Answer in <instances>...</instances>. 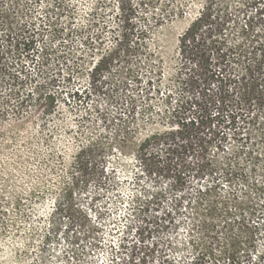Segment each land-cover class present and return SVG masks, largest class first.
<instances>
[{
    "label": "rangeland",
    "instance_id": "1",
    "mask_svg": "<svg viewBox=\"0 0 264 264\" xmlns=\"http://www.w3.org/2000/svg\"><path fill=\"white\" fill-rule=\"evenodd\" d=\"M19 2L23 13L15 21L28 23L34 31L44 29V39L58 53L75 57L86 49L92 56L87 58L90 68L106 49H125L131 56L128 63L114 67L107 89L90 83L87 69L72 72L63 61L59 66L50 61L39 74L31 59L35 53L15 58L18 65L0 72V109H9L17 100L12 95L5 103L9 88L34 96L22 117L11 116V110L0 115V201L7 210L0 216L11 223L0 234V264H167L165 257L171 264H191L201 242L218 253L224 242L222 227L203 237L194 230L190 207L184 204L173 213L167 227L160 218L162 209L171 208L172 180L184 179L191 189L203 164L215 167L217 178L230 168L233 180L220 181L214 204L231 212V219L248 221L250 229L241 233L249 231L254 242L240 264H264V192L247 188L255 181L264 187V112L261 108L263 116L246 123L230 121L226 114L214 117L217 98L197 84L188 85L178 63L179 36L202 0ZM221 17L222 34L235 45L229 54L234 62L227 68L236 71L245 64V50L264 45V0H223ZM55 28L62 32L53 38ZM136 42L140 47L129 48ZM35 44L42 45L39 37ZM5 58L12 61L9 54ZM227 98L236 104L233 95ZM128 101L133 102L131 112H119ZM190 119L203 121L197 133L187 132ZM154 131L185 136L189 148L177 160L172 154L161 155V162L169 161V170L148 176L137 145ZM199 137L209 143L202 146ZM89 143L94 144L91 152L85 148ZM90 154L103 161L107 189L98 188L94 179L85 184ZM208 180L206 174L197 186ZM145 190L166 197L161 208L151 207L142 215L139 206L133 210L130 204L133 197H144ZM96 194L100 197L93 201ZM80 211L86 213L85 226H72L70 214ZM93 226L87 237L72 243L73 231ZM232 232L240 234L235 228ZM208 264L227 261L209 259Z\"/></svg>",
    "mask_w": 264,
    "mask_h": 264
},
{
    "label": "trees",
    "instance_id": "2",
    "mask_svg": "<svg viewBox=\"0 0 264 264\" xmlns=\"http://www.w3.org/2000/svg\"><path fill=\"white\" fill-rule=\"evenodd\" d=\"M188 1V0H186ZM27 2V1H26ZM120 7V6H119ZM223 7V0H202L201 8L198 14L189 24V26L180 34L178 39V63L180 67L185 70V80L188 85H199L203 92H210L209 95L215 96L218 103L216 110L213 112L214 117L221 115L222 117L227 115L230 121H236L240 119L244 123L256 120L258 115L263 116L259 110L262 108L264 112V45H260V48L256 50H245L243 54L244 65L239 70L228 69L227 63H230V53H233L235 45L230 46L222 31L224 30V21L221 17V11ZM178 12H183V9H179ZM19 13H23V8L20 5L19 0H0V72L12 68L15 64L18 65L16 59H20L23 54L36 61L34 66L39 70V74H42L44 67L50 62H56V66H59L61 62H65L69 66V70L79 73L86 69L90 72V83L93 85L100 83L101 88L107 86L109 83V76L112 75V71H115V66L123 63H128L131 53L128 50H121L118 52V48L106 49L94 62V65L90 68L87 66V58L90 54L86 49H83L79 55L66 56L63 53H58L57 48L52 47L46 39V35H43L44 29H37L34 31L29 24H18L15 21L16 16ZM116 16H118L116 14ZM62 32L59 29H53L51 36L53 38L58 37ZM36 37L40 38L42 45L36 46ZM144 41V40H143ZM136 46H129V48L136 49L140 47V42L135 43ZM134 44V45H135ZM85 45V40L82 43ZM35 53V54H34ZM94 53V52H93ZM8 54L12 61H6L5 56ZM92 57V56H90ZM71 61V66L69 62ZM116 71L118 69L116 68ZM212 85L215 86V90L212 89ZM110 88V87H106ZM15 95V104L8 105L9 109L2 107L0 109V115L7 116L9 110L12 111L11 116L22 117L24 114V108L30 106V102L34 96L31 91L27 93H18L9 88V93L5 95L12 100L11 96ZM233 95L235 97L236 104L229 103L227 96ZM46 100V98H45ZM46 104V103H45ZM133 102H127V108L124 111L119 112H131ZM205 108L210 111V107L206 104ZM254 111L253 110H256ZM117 113L116 119L120 116ZM47 115V113H44ZM203 121L194 122L192 119L187 123V132L197 133L199 127ZM185 136H179L174 132H160L154 131L146 134L140 139L137 145V152L140 162L144 165V171L148 176L153 174L162 175L170 168L169 161H160L161 155L169 154L174 155L176 160L181 157L189 148L187 142L184 139ZM200 144L202 146L209 143L206 138L199 137ZM93 143H89L85 148L91 152ZM243 153V152H241ZM238 153L237 155L239 156ZM253 151L251 152V154ZM157 156L158 159H153V156ZM237 155L235 157H237ZM251 159L257 160V156H252ZM21 160V157H18ZM102 160H98L94 155L90 154L86 168L85 184L88 179H94L98 188L107 189L105 181V170L102 166ZM228 165V164H227ZM210 176V180L205 184L197 186V182H202L205 175ZM217 171L215 167L209 165H202L198 169L194 178L196 184L189 190L185 187L186 181L184 179H173L169 184L168 193H172L173 197L170 199L171 208L161 211L162 226L167 227L172 224L174 218L173 213H179L184 204L191 209L192 220L194 230H197L204 235L213 233L216 227H222L223 233V245L218 250V253L213 252L210 246H206L201 242L202 247L199 251V255L191 262V264H208L210 261H216L219 258L226 259L227 264H240L243 262L250 253V248L253 246L254 239L251 233H241L244 229H250L248 221L244 217H236L231 219L232 213L227 209H218L215 202V197L220 186V181H232V173L230 168H224L219 173V177H215ZM165 176V175H164ZM253 193H263L264 187L262 183L252 182L251 185H247ZM144 197L135 196L131 199V208L143 215L151 207L153 210H158L162 206V199L166 197V193L155 192L149 194V191L145 190ZM178 192V193H176ZM243 194L247 196L248 191L246 189ZM146 196V197H145ZM100 194H96L93 197V201L97 200ZM7 210L4 209L0 201V215L6 214ZM217 212V213H216ZM99 214H102L98 211ZM69 217L72 226L83 227L87 220L86 213L79 212V215H71ZM0 234L3 235L8 226L7 219H1L0 216ZM238 229L240 234L232 232L233 229ZM95 227L89 229L75 230L72 232L71 241L73 244L77 243L88 234L94 231ZM234 234V235H233ZM169 244V243H168ZM204 248L205 251H202ZM197 249V248H196ZM201 254V256H200ZM208 258V259H207ZM167 264L169 259L165 257L164 261Z\"/></svg>",
    "mask_w": 264,
    "mask_h": 264
}]
</instances>
